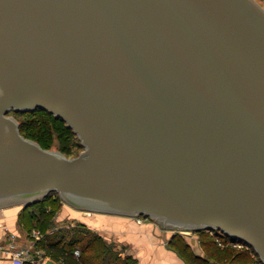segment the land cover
Returning <instances> with one entry per match:
<instances>
[{
    "label": "water",
    "instance_id": "1",
    "mask_svg": "<svg viewBox=\"0 0 264 264\" xmlns=\"http://www.w3.org/2000/svg\"><path fill=\"white\" fill-rule=\"evenodd\" d=\"M41 108L82 148L23 136ZM217 230L264 264V7L257 0H0V206ZM41 264H58L45 256Z\"/></svg>",
    "mask_w": 264,
    "mask_h": 264
},
{
    "label": "trees",
    "instance_id": "2",
    "mask_svg": "<svg viewBox=\"0 0 264 264\" xmlns=\"http://www.w3.org/2000/svg\"><path fill=\"white\" fill-rule=\"evenodd\" d=\"M27 111L33 116L18 122L19 131L23 136L36 140L42 147L48 145L46 139L50 137L51 127L66 137L71 133L75 134L63 120L44 109L34 108ZM56 121H59V124H55ZM49 194L50 192L40 199L23 205L18 216L24 228L37 226L42 231L43 235L36 240V245L43 250V256H49L58 264H136L135 258L129 254L121 256L112 243L106 241L99 233L86 228L82 223L78 222L72 227L53 230V215L58 204H56L57 200L50 198ZM208 231L198 230L201 233L200 245L204 251L202 255L195 253L178 232L171 234L168 244L188 264H251L252 262L262 264L252 248L245 246L236 248L229 244L219 245L215 239L216 235L221 236L224 242L230 238L217 230L209 231L211 234ZM75 247L79 248L78 255L73 253ZM22 264L38 263L25 261Z\"/></svg>",
    "mask_w": 264,
    "mask_h": 264
},
{
    "label": "crops",
    "instance_id": "3",
    "mask_svg": "<svg viewBox=\"0 0 264 264\" xmlns=\"http://www.w3.org/2000/svg\"><path fill=\"white\" fill-rule=\"evenodd\" d=\"M22 206L21 202L0 206V264H11L9 255L3 249L10 233H14L20 243L27 241V231L18 218ZM62 211L63 215L68 212L64 209ZM77 216L79 221L95 229L106 241L121 247L120 253L135 258L136 264H188L168 244L175 230L155 220L138 222L135 216L101 212L77 214Z\"/></svg>",
    "mask_w": 264,
    "mask_h": 264
},
{
    "label": "rangeland",
    "instance_id": "4",
    "mask_svg": "<svg viewBox=\"0 0 264 264\" xmlns=\"http://www.w3.org/2000/svg\"><path fill=\"white\" fill-rule=\"evenodd\" d=\"M257 1L264 7V0H257ZM8 113L9 114H13L15 117H17L18 120H22V119H25L27 117L33 116V114L30 113V112H28V111H24V112H13V111H9ZM58 122L59 121H56L55 124H59ZM49 133H50V137L46 139L47 142H48V145L45 146L44 148L62 150L63 152H65V154L67 156H72V155L77 154L78 151L82 148V146H81V144L79 142V138L75 134H72L71 133L70 135H68L66 137L64 135H60L58 133L57 129H54L53 127L50 128ZM25 137H27V136H25ZM28 138H30V137H28ZM30 139L34 140L33 138H30ZM34 141H36V140H34ZM47 142H46V144H47ZM43 144H45V143H43ZM49 195H50V198H55V200H57L56 201V204H58V206H56V210H54V215H53V226H52V229L53 230H56V229L62 228V227H65V228L72 227V226L77 225L78 222H79V223H82L86 228H89L92 231L97 232L95 229H93L92 227H89L84 222L79 221V219L77 218L78 217L77 214L78 215L79 214H89L91 211L79 210V209H76V208H74V207L66 204L65 202H63L61 200L60 196L58 194H56L55 192H53V191L50 192ZM42 197H40V198H42ZM40 198H38V199H40ZM58 200H60V202ZM63 209L64 210H68V212L65 213L64 215L62 213L63 212L62 211ZM84 212H86V213H84ZM149 219L150 220H154L152 218L147 217V218H142L141 221H145V220H149ZM135 220H136V217H135ZM33 228H36V229H39L40 230V228L37 227V226H32L29 229H26V228L25 229H26V231L28 233ZM178 231H180V230H178ZM40 232H42V231L40 230ZM210 232L208 231V233H210ZM179 233L183 236L184 241H186L190 245V248L195 253H197L199 255L204 254V251H203V249H202V247L200 245V241H199L200 240V236H201V233L200 232L194 231V230H190V231L189 230H186L185 232L180 231ZM27 237L28 238H31L29 235ZM215 239H216V236H215ZM219 240H221V238H219ZM221 242H222V245L223 244H227V245L229 244L228 242H223V241H221ZM229 245L234 246L232 244H229ZM113 246L119 252V254L121 256L124 255V254L120 253L121 250H122L121 247L115 246L114 244H113ZM198 246H200V248ZM234 247L241 248V247H238V246H234ZM37 254L39 255V257L40 256L42 257L43 256V250L39 246L36 245V240H35L34 241V245L30 248V260H29V262H32V263L35 262V260H33V256L35 258V256Z\"/></svg>",
    "mask_w": 264,
    "mask_h": 264
},
{
    "label": "built area",
    "instance_id": "5",
    "mask_svg": "<svg viewBox=\"0 0 264 264\" xmlns=\"http://www.w3.org/2000/svg\"><path fill=\"white\" fill-rule=\"evenodd\" d=\"M136 220L138 222L141 221L142 218H147L146 216H142V215H138L135 216ZM150 218V217H149ZM212 232V230H209ZM30 236L31 238H28L27 241L20 243L14 233H10L8 235V238L5 242V247L3 248L5 250V252L9 255L10 259H11V264H22L25 261H29L30 260V248L34 245V241L41 238L42 237V232H40L39 229L33 228L30 232L27 233V236ZM219 238H221V236L216 235V241L218 242L219 245H222L223 239L221 238V240H219ZM224 242V241H223ZM227 242L229 244H232L234 246H238V247H242L245 246L247 248H250L238 241L235 240H231L228 239ZM73 253L75 255L79 254V248L75 247L73 249ZM257 256V255H256ZM45 256H40L37 254L34 258L33 256V260H35L36 263L41 264L43 258ZM251 264H257L256 262H252Z\"/></svg>",
    "mask_w": 264,
    "mask_h": 264
},
{
    "label": "flooded vegetation",
    "instance_id": "6",
    "mask_svg": "<svg viewBox=\"0 0 264 264\" xmlns=\"http://www.w3.org/2000/svg\"><path fill=\"white\" fill-rule=\"evenodd\" d=\"M174 232H178V230L174 231Z\"/></svg>",
    "mask_w": 264,
    "mask_h": 264
}]
</instances>
